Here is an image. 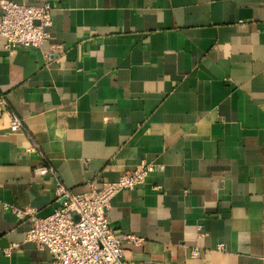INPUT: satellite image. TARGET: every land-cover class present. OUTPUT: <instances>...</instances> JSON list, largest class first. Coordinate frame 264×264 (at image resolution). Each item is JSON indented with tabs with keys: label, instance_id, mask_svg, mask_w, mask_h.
Masks as SVG:
<instances>
[{
	"label": "crops",
	"instance_id": "obj_1",
	"mask_svg": "<svg viewBox=\"0 0 264 264\" xmlns=\"http://www.w3.org/2000/svg\"><path fill=\"white\" fill-rule=\"evenodd\" d=\"M9 1L54 24L41 49L0 38V201L47 218L57 183L84 195L146 160L165 170L107 211L144 240L128 261L264 264V0ZM29 229L0 215V264H53Z\"/></svg>",
	"mask_w": 264,
	"mask_h": 264
},
{
	"label": "built area",
	"instance_id": "obj_2",
	"mask_svg": "<svg viewBox=\"0 0 264 264\" xmlns=\"http://www.w3.org/2000/svg\"><path fill=\"white\" fill-rule=\"evenodd\" d=\"M0 38L5 40V50L10 56L21 50L41 49L50 39L54 21L49 4L32 7L0 0ZM62 47H52L48 61ZM0 106L7 107L1 98ZM9 131L26 132L23 121L12 115ZM40 153L39 147L31 143L28 149ZM164 166L143 161L135 170L125 173L117 182L101 181L100 186L90 184L84 195H74L64 184L57 183L54 193L61 201L59 209L47 218H40L32 207L19 209L0 201V215L12 214L26 220L30 229L26 243H36L52 255L53 264H134L125 257L126 246L142 247L144 240L135 235H117L107 217V211L114 197L124 191H133L146 183L156 172H163ZM38 177L54 175V170L43 164L34 170ZM160 189V188H159ZM223 246L219 247L222 250ZM193 257L198 252L192 253Z\"/></svg>",
	"mask_w": 264,
	"mask_h": 264
}]
</instances>
